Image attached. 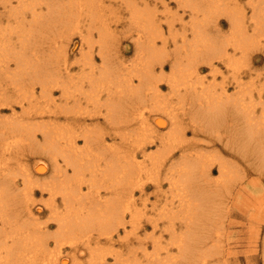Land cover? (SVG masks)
<instances>
[{
	"label": "bare ground",
	"instance_id": "obj_1",
	"mask_svg": "<svg viewBox=\"0 0 264 264\" xmlns=\"http://www.w3.org/2000/svg\"><path fill=\"white\" fill-rule=\"evenodd\" d=\"M24 1L15 4L17 12L13 6L6 14L4 12L8 10L0 11V21H3L4 14L10 19L15 12L14 17L24 19L31 13L28 24L23 19L18 21V26L16 24V28H25L22 33L25 37L20 33L19 42L12 41L9 27H0V107L5 104L20 107L18 112L13 110L11 117L0 118V264H67L76 256L72 253L70 256V252L64 254L66 246L73 250L76 233L85 231L87 235L89 229L97 231L92 235L96 238L95 246L87 245L92 256L89 264H109L106 252L99 249V244L103 238L114 239V233H118L121 227L126 229L127 224L132 226L131 233L135 234L137 241L125 243L124 251L112 250V264L219 262L220 257L214 258L224 253L220 250L223 232L219 224L216 228L214 223L211 224L213 215L210 212L205 214L204 210L218 199V195L221 196L220 188L225 187V190L228 178L235 174L232 176L224 160L216 159L221 175L213 180L210 168H206V164L213 163L209 151L192 148L193 142L188 141L187 136L189 130L194 135L204 132L210 137L209 145L220 140L225 144L223 146L232 150L237 149L248 156L254 154L264 165L263 94L258 92L260 100L257 101L261 105L258 114L255 98L248 97L253 92L246 94L243 88V77L241 81L237 78L238 92L234 95L228 93L225 84L221 83L222 90L218 92L216 86H220L219 82L216 85L208 79L210 84L205 85V80L198 77L203 64L212 69L213 75L222 70L217 68L220 66L217 63L236 72L239 62L249 60V54L258 44L264 45V0L253 2L250 16L245 14L244 6L242 16L235 14L236 10L240 12L239 6L234 9L232 5L235 11L228 10L223 0H176L179 7L185 11L189 9L190 20L184 23V30L179 33L173 28L175 20H168L169 37L152 8H148L147 1L144 4L122 0L129 12L128 30L132 32L134 50L140 57V61L133 65L123 58L119 45L115 46L116 33L109 27L103 31L101 25H96V20L106 17L101 0L85 2L82 7H78L77 0H39L36 4L33 0ZM43 2L46 9L39 7ZM6 8L10 10V7ZM27 11V15H22ZM80 11L88 18L94 15L90 27L98 28L100 33L98 54L103 65L94 66L93 49L82 48L78 62L82 72L89 64L91 71L84 74L82 82H76L69 67L72 63L66 55L65 42L62 41L63 46L57 52L50 54L48 46L52 47L56 40L46 38L45 32L61 26L59 35L66 38L68 31L64 29L70 27L68 21L76 18L73 21L79 22ZM220 14L229 18V32H221ZM88 33L87 37L85 33L81 35L89 44L92 31ZM14 42L19 46L16 47ZM170 43L172 47L168 49ZM11 63H14L13 68ZM168 66L171 70H167ZM223 81L226 82L225 77ZM162 82L170 90L167 96L176 97L177 102L187 108L188 118L181 111L177 112L178 107L176 110L172 101L167 103ZM55 89L61 90L60 99L56 98ZM246 95L250 98L248 101ZM119 137L123 139L122 145ZM108 138L118 142L107 144ZM80 140L84 141L83 145ZM127 142L131 147L125 146ZM152 144L158 147L157 150L146 153ZM139 152L143 153L142 160H138ZM179 152L181 158L172 161ZM31 154L41 157L34 165L27 162ZM163 170L173 198L171 201L169 198L170 203L165 201L158 213L159 219L163 217L167 223L159 224V219L155 218L148 221L152 229L161 226L170 234L171 241L165 242L153 235L149 247L136 234L143 224L140 220L142 209L137 211L134 208L139 207L131 184H137L140 173L145 171L148 176L155 177L151 181L156 180L159 187ZM17 176L22 177L25 184L21 190L17 187ZM124 179L126 183L121 186ZM99 180H109L110 184L104 185L105 193L99 189ZM83 183L91 190L84 192ZM37 187L49 194L46 203L50 207L51 220L58 226L52 234L49 231L51 224L40 222L32 208L34 188ZM207 217L209 222L204 219ZM171 247L178 254L173 253Z\"/></svg>",
	"mask_w": 264,
	"mask_h": 264
},
{
	"label": "rangeland",
	"instance_id": "obj_2",
	"mask_svg": "<svg viewBox=\"0 0 264 264\" xmlns=\"http://www.w3.org/2000/svg\"><path fill=\"white\" fill-rule=\"evenodd\" d=\"M25 1L26 2H32V0H25ZM40 1L37 0L35 2L33 0V2L35 4L40 2ZM46 1L47 0H44V2H46ZM91 1H94V0H83V1L77 0V2H78L77 4H78V7H82L86 4L85 2H91ZM136 1H138L140 3H144V4H145V1H147L146 3L148 5V8L149 9L152 8L151 10L154 12L155 18L157 20H159L158 21L159 23L162 24V29L164 28V30L167 34L166 36H168V37L170 36L169 30H168V25L166 24L168 22V20H170L171 18H173L175 20L174 21L175 27H173V28L176 30L175 32H178V33L182 32L184 30V28H182L184 23H187L190 20V14L188 11L189 9L186 10L187 11L186 12L185 9L182 8V6L179 7L178 6V5H180L179 2H178L179 4L177 5L178 0L177 1L176 0H142V1L136 0ZM223 1H224L223 2L224 7H227L228 10H230L232 8L231 7L232 5H233L234 9H235V7L237 8L239 6L240 8H237V9L240 10V12H238L237 10L236 11L233 10V8L231 9V11L232 10L235 11L236 12L235 14H240V16L244 15V13H243L244 8L246 9L245 12L247 11L245 14L250 16L253 13L252 4L256 3V0H223ZM10 2H9V0H6V1L0 0V11L4 12L5 10L6 11L8 10L7 12H4L6 14L9 11H11L12 6L16 10V6L19 4V0H11ZM44 2H43V5H42V3H39V7L43 6V7H45L44 9H46V5L44 4ZM81 3H84V4H81ZM94 3H95V1H94ZM100 3L102 4V8H103L102 11L104 12L103 15L106 14V17L104 16V19H102V20L101 19L96 20L97 21L96 25H99V26L101 25L102 27L100 26V29H103V31L105 29L111 28L110 30L114 31V33H116V34H114V40L118 39V40L114 41L115 46L119 45V49L121 50V55L123 56V58H125L128 61V64H130V65L136 64L137 62L140 61L139 60L140 57L138 55V52H136V50H134V39L131 37L132 32H130L128 30V27H129L128 26V21H129L128 14H129V12L127 9H125V7L123 5L124 3L122 2V0H101ZM236 3L238 5H236ZM15 4H17V5L15 6ZM23 5H26V4L23 3ZM243 6H244V8H243ZM6 7H10V10H9V8H6ZM166 7H167V9H166ZM251 10H252V12H251ZM113 11H115L114 13H116L118 15L114 14ZM16 12H17V10H16ZM28 12L29 11H27L25 14H22V15L25 16V15H27ZM29 13H28V17L24 18V19L21 17H17V16H16L17 18L14 17L16 15L15 12L13 14L14 16H11L10 19L7 16L8 17L7 20H6L7 17L5 14L2 16V17H4V19H3V21L2 20L0 21V27H2V28H8L9 27L8 33H10V34L12 33V38H13L12 41H15L14 39H16V41L19 42V40H17V39H19V37L21 35L23 36V38L25 37V35H23L25 28H23V27L18 28L17 27L18 28L17 29L16 24L18 23V21H21L22 19L27 21L25 23L28 24L29 23L28 21L30 20L29 17L31 16V13H30V15H29ZM80 13H81V16L77 17V20L80 18L79 22L73 21L76 18L68 21V25L70 27H66V29H64V30L68 31V36L66 38H65V36L61 37L59 35L60 31L62 30L61 26H55L54 28L46 30V32H45L46 38H51V39L56 40L52 47L48 46V49H49V50H47L48 53L51 54L52 51L54 52L55 50H56L55 52H57L58 48H61L63 46L62 41L65 42L64 45L66 46V55L69 59V62L72 63V65L69 67L71 69V72L75 76L76 82H82L84 74L87 72L89 73L91 71V68H89L91 64H89L86 67L85 72L84 71L82 72L81 65L78 62V61H80L79 57L81 55V49L82 48H83V50L93 49L92 52H94V59H95L94 60L95 65L94 66L97 67V66L103 65L101 56L98 54V53H100L99 52V49H100L99 48V42H98V40L100 38V36H99L100 33L97 30L98 28L93 29L90 27V23H91L94 15L92 17L88 18L87 17L88 15L86 13H84L82 11H80ZM180 16L182 17L181 19L179 18ZM219 16L221 19V25L219 26L222 29L221 32H223V33L229 32L230 31L229 29H231L230 24H229V18L227 17V15L225 16V14H220ZM62 19H66V18H62ZM8 20H10L11 23H9ZM163 22H165V23H163ZM9 24H10V26H9ZM18 24H17V26H18ZM50 25H52V24H50ZM13 27L16 29H14ZM91 31H92V35H91L90 39H88V40H91L90 41L91 43L88 44L86 42L87 38L86 39L84 38L85 39V41H84L82 35H84V33H85V36L87 37L88 35L86 34V32L90 33ZM117 31L119 32V34ZM20 33H21V35H20ZM81 33H82V35H81ZM48 40H50V39H48ZM17 42H14V43H16L15 44L16 47L19 46ZM158 43L160 45H162L161 40H158ZM43 45H46V43L44 42ZM20 47H18L17 49H19ZM171 47H172V44L170 43L168 49H170ZM253 47L255 48V46H253ZM30 50H32V48ZM249 60L246 61L247 64L245 61H244L245 63L244 62L238 63L239 70L236 71V69H235V71L237 73L231 72L233 70L232 68L227 69V67L224 64L217 63L218 64V65L216 64L217 66L220 65L217 68H219V70L222 69L224 71V72H222V70L219 71L217 73V75H213L212 69L209 68V66L203 64L201 67L203 70L199 73L198 77L205 80V81H203L205 85L210 84L211 81H212L211 83L216 84V85L219 82L218 86L219 85L220 86L219 87L216 86V88L219 89L218 92H221V90H222L221 89V87H222L221 83L223 85L225 84V88L228 89V93L232 94V95H234L238 92V88H236L237 78H238V80H240V79L242 80L241 77H243V80L242 81L240 80L241 82L244 83L243 88H244L246 94L248 92H250V93L253 92V93L249 94L248 97L253 96L252 98L253 99L255 98L254 99L255 104L257 103L255 108L257 109L258 114H259L261 111V105L258 104V101L260 100L258 97L259 91L263 94V98H261V100H264V45H261V43L258 44V46H256V49H254L251 52V54H249ZM55 63L58 64V62H55ZM250 63L252 64V66ZM11 65H12L11 67L13 68L14 63L13 64L11 63ZM167 70H171L169 66L167 67ZM220 72H222V73H220ZM204 76H205V79H204ZM215 76L217 79L215 78ZM234 76H236L235 80H234V78H235ZM224 77H225L226 82L223 81ZM208 79H211V80H209L210 82H208ZM215 79L217 81H215ZM250 83L252 86L250 85ZM161 84H162L161 85L162 86L161 87L162 93L164 92L167 96V94H169L168 92H170V90H169L166 83L164 84L162 82ZM74 88L81 91L80 88H77V87H74ZM37 89H38V91L41 90L39 86L37 87ZM82 89H85V88H82ZM246 89H247V91H246ZM229 90L231 93L229 92ZM60 92H61L60 89H55V91H54V94H55L57 99H60L59 98L60 94H61ZM38 93H40V92H38ZM164 93H163V95H165ZM248 97L246 95V99H247L246 101H248L250 99ZM167 98H168L167 103H170L169 101H172L171 105L175 106L176 110L178 107L177 112L181 111L183 116L186 115L184 117L188 118V114H186V111H188L187 108L185 106H181V104L177 102V99H175L176 97L175 98H174V96H173V98L171 97L172 100H170L171 98L169 96H167L166 99ZM173 100H176V101H174V103H173ZM254 101H252L251 104H253ZM178 105H180V106H178ZM81 107H84V106L82 105ZM14 109L16 112H18L20 110V107L18 105H15L14 107L11 105H8V104L2 105L0 107V118L11 117ZM153 113L156 114L157 112L154 111ZM154 114H151L152 119H155ZM34 122H36V120H34ZM62 123H65V122L62 120ZM187 139H188V141L191 140V142H193V145L191 146L192 148L195 147V149L200 148L202 150H203V148H205L207 151H209L208 154L210 155L213 163L209 164L207 161L206 163H208V164H206V165H208V167H206V168L207 169L210 168L209 171L212 172L211 178L213 180L219 179L220 175H221L220 170H219V165H218L219 159L224 160V163L226 165H229L228 167H229V170H231L232 176H233V174H235V176L232 177L234 179H232L231 177H230V179L228 178V182L225 184V186H226L225 190H228V189H230V190L225 191L224 190L225 187L220 188L219 191H222L221 196L218 195V197H217L218 199H215L213 202L215 204H213L211 202V205L208 207V209L204 210L205 214L206 213L208 214L210 212V215H213L214 219L216 218L215 221L213 220V218L210 220L211 224L214 223L215 226L214 225L213 226L215 228H216V225L218 226V224H219L220 231L223 232V234H222L223 238L221 237L222 246H221L220 250H222L225 253V255L222 256V254H224V253H222V254L220 253L219 254L220 256L217 255L214 259H217L218 257H220L221 262L220 261L219 262L214 261L215 262L214 264H223V263L224 264H264V169H263L264 165L262 163V160L257 159L254 154L250 155V156H252V157H250V156H248L247 153L243 154V153L237 151V149L233 148V150H232V148H228L227 146H223L225 144L220 140L216 141L215 144L210 143V145H209L208 141H209L210 137L207 136L204 132L199 133V135H194L192 130H189ZM79 142L81 145L84 144L83 140H80ZM117 142H118V140L108 138L107 144H112V143L114 144ZM122 142H123V139H121L119 137V144L122 145L123 144ZM130 144H131L130 142H127V145H125V146L127 147ZM201 144H203V145H201ZM129 147H131V146H129ZM157 148L158 147L156 145L152 144V146L150 145L147 147L148 150L146 149L147 151H145V152L148 154L155 153ZM205 149H204V151H205ZM229 149H230V151H229ZM180 153L181 152H179L172 161H177L179 158H181V157H179ZM138 155H139L138 160H142L144 158L142 152H139ZM206 157H209V156H206ZM39 158H41V157L31 154V157L29 158V160L27 162L30 165H34V163ZM216 159H218V160H216ZM226 161H228V162H226ZM234 167H236V169ZM14 172H16V171H14ZM71 174H72V171H71ZM43 177H45V176H41L40 178H43ZM166 177H167L166 172L163 170L161 177L159 179L161 186L157 187L156 180H154L155 184L153 181H151V179L153 180V178H155V177H151L150 174L148 176V174L145 171L144 172L142 171L140 173V178L138 179L137 184L133 183V186L131 184L132 190H134V193H136V197H137L136 199L138 200V203L136 205L139 207V208H137V207H134V208H136L137 211H140L142 209L141 210L142 213L140 214V215H142V218L140 217V220L143 224L141 223L142 226L137 229L136 234L141 236V239L146 241V243L149 244V247H151L150 241L153 240V238H152L153 235L155 238L161 237L165 242L171 241L169 239L170 234L167 233L161 226H159L158 228L152 229L151 222L148 221V219H150V218L159 219V213L158 212H160V209H162L161 205L163 206V204L170 203V201L173 198L172 192L170 191V188H169V180ZM163 178H165V179H163ZM21 180H22V177L17 176L16 181L18 182L17 183L18 190H21L25 187V184L22 183L23 180L22 181ZM125 181H126L125 179L123 180V182L121 180V182H122L121 186H122V184L126 183ZM142 183L145 185H142ZM109 184H110L109 180H106V181L99 180V186H100L99 189L100 190L102 189L101 191L103 193H105L106 188L104 187V185H109ZM128 186H129V184H128ZM141 188H144V189L141 190ZM34 189H35L34 190V192H35L34 193V200H35L34 202L36 204L33 202L35 205L32 204V208L35 212V216L40 220V222H42L44 224H48V225L51 224L49 227V231L52 234L58 229V226L56 225V222L51 220L50 207L48 206V203H46L49 199V194L47 192H42L41 189L38 187L34 188ZM83 189H84V192L85 191L88 192V190L90 188L87 187L86 183H83ZM235 192H236V194H235L236 196L234 195L235 197L233 196V198H232V195ZM107 196L108 195H106L105 197H107ZM169 198H170V201H169ZM142 200H144L146 202L144 203V201H142ZM165 201H166V203H165ZM229 201H230V203H228ZM154 202H156V203H154ZM220 204H222V205L220 206ZM155 206H156V208H155ZM37 207H39V208H37ZM61 208H63V206ZM158 208H159V210H158ZM215 208L218 209L219 211L216 210ZM211 211H214L216 214H214V213L212 214ZM144 216L147 217V219ZM129 218H131V216L128 217V220H130ZM144 219H146L147 221L146 220L144 221ZM204 219L207 220V222H209L208 217L204 218ZM164 220H166V219H163V217L160 218L158 221L159 224L164 225V222L167 223L166 222L167 220L166 221H164ZM177 222L179 223L178 220H177ZM131 230H132V226L130 224H127L126 229H124L123 227L120 228V230L118 232L119 234L114 233V235H113L115 237L114 239H112V240H106L105 238L102 239L101 243L99 244V246H100L99 249H101V251H103V252L105 250V252H106V253L104 252L106 254L105 257L107 258L109 264H112V262H114V255L112 254L113 251H116V250L117 251L118 250L124 251V247L128 242L135 243L137 241L135 234L131 233ZM163 230L165 232H163ZM79 233L80 232L76 233V239H75V244H74L75 248L76 247L77 248L76 249L74 248L73 250H71V248L69 246H68L69 248L67 246L65 248L64 254H67L68 252H70V254H69L70 256H71V253L76 256L75 259L70 258L67 264H89V263H91L90 261L92 259V256H91L90 250L88 249V246H91V245L95 246L96 238H95V236L92 238V235L97 234V231L94 229H89L87 231V235L85 234V231H84V233H81V234H79ZM144 237H145V239H144ZM171 248L174 249L173 253H177V251L174 247H171ZM150 250H152V248Z\"/></svg>",
	"mask_w": 264,
	"mask_h": 264
}]
</instances>
